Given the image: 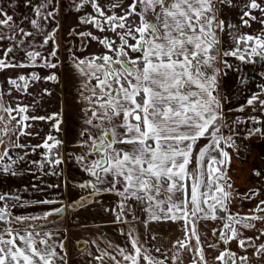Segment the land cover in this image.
<instances>
[{"label": "snow or ice", "instance_id": "snow-or-ice-1", "mask_svg": "<svg viewBox=\"0 0 264 264\" xmlns=\"http://www.w3.org/2000/svg\"><path fill=\"white\" fill-rule=\"evenodd\" d=\"M52 3L53 0H44L35 8V15L41 16L42 11ZM220 3L231 6L230 0H220ZM85 5H90L95 15L85 16L81 22L92 24L101 32L111 31L120 41L117 44L107 37L100 39L90 32L79 34L98 40L107 50L101 56L75 61L85 78L83 93L87 95L82 94V98L91 106V118L86 123L98 129L89 137L88 147L91 151L77 157L85 171L95 177L90 186L96 191L113 192L121 198L117 205V222L123 221L126 210L131 208V200L147 204L144 210L151 221L183 220L185 237L173 244L172 264H183L184 252L193 254L192 264H208L197 228L200 220L208 219L224 221L219 230V239L225 245L237 240L239 247L246 249V246H252L254 254L264 258V243L258 246L252 244L251 238H242L234 226L239 224L245 229H253L256 225L252 222H264V215L256 214L264 212V200L250 216L234 217L228 212L232 185L227 177V165L231 157L221 144L232 148L235 142L231 136L218 135L223 126L220 123L223 117L218 93L220 69L215 67L221 51L217 31L225 30V21L217 19L216 0H131L126 8L124 0H115L109 6L112 14H108L98 0H80L75 6L76 10L80 11ZM244 8L247 10L240 17L244 26H250V20L258 19L252 14L253 11L264 13V6L258 0H248ZM115 9H122V14H117ZM149 15L153 19H148ZM47 16L54 18L55 12L48 11ZM0 17H3L0 26L10 25L13 20L2 10ZM131 17H138L139 23L134 20L130 22ZM259 23L264 25V15L259 18ZM31 24L40 27L36 19ZM228 27L235 26L229 24ZM19 31L25 36L29 35L23 29ZM51 39L50 35L44 43ZM233 40L237 47L224 51L225 57L232 56L248 63L256 57L264 60V31L257 36H233ZM242 43L248 47L242 49ZM11 51L12 48L6 49L4 55ZM133 53L136 55L133 56ZM37 55L27 53L30 61H34ZM51 55L56 56L55 49ZM223 63L226 68L231 67L226 60ZM27 66L0 59V70ZM44 66L56 67L51 63ZM31 78L40 79L35 74ZM18 79L25 81V76L21 75ZM47 79L55 81L57 77L53 74ZM91 80L96 83H89ZM8 83L18 87L16 79H10ZM2 96L3 93H0V111L6 112L10 121L22 127L23 122L29 120L56 118L55 114L50 117L19 115L17 120L12 113H27L28 108L7 106ZM247 103H259L264 107V99L258 94L252 95ZM54 127L59 130V121ZM7 131L8 126L5 125V134ZM252 131L261 130H250V134ZM25 134L31 135L20 132V135ZM200 139H208L209 144L197 152ZM0 143L3 141L0 140ZM60 143L49 135L37 147L51 153ZM15 146L24 147L19 143ZM8 151L6 149L0 155V162L8 156ZM213 151L218 152V156L212 155ZM92 155L97 158L89 160L88 157ZM53 163L59 165L62 160L57 158ZM193 163L195 169L191 167ZM0 169L15 175L11 163L0 164ZM101 184L108 187L101 189L98 187ZM5 199L4 195H0V201ZM52 202L41 201L45 204ZM84 202L88 201L82 198L80 203ZM55 211L60 213L63 210ZM221 213L224 215H219ZM128 214L135 219L134 212ZM11 215V212L0 208V221ZM13 219L24 223L40 217L16 216ZM147 223L145 221L146 227ZM216 234L214 230L213 235ZM260 237H264V229L260 230ZM193 238L196 241L194 248L188 243ZM52 240V234L47 232L33 230L21 234L19 230L4 228L0 232V264H57L58 260L67 264L55 250L57 245L50 242ZM131 246L134 255L123 248L118 252L123 261L129 264H141V261L145 264H165L169 259L166 253H161L165 256L161 260L149 255L147 250L142 252V246H138L135 239H131ZM59 247L64 250L62 243ZM208 247L214 248L216 245L209 244ZM156 251L160 252V249ZM106 255L108 253L102 252L94 259L102 264ZM215 259L219 264H237L238 260L242 264H249L248 256L238 257L227 249L220 251Z\"/></svg>", "mask_w": 264, "mask_h": 264}, {"label": "crops", "instance_id": "crops-1", "mask_svg": "<svg viewBox=\"0 0 264 264\" xmlns=\"http://www.w3.org/2000/svg\"><path fill=\"white\" fill-rule=\"evenodd\" d=\"M3 1L9 2L10 5L18 2V0ZM34 1L40 0L30 2L24 0L20 5L22 9L11 5L13 8L8 10L2 9L0 3L3 13L13 17L10 25L0 26V59L11 64L28 65L23 68L9 67L0 70V93H3L2 99L7 106L15 108L19 105L28 108L27 113H12L17 120L19 115L50 117L55 114L56 118L42 121L29 120L23 122L22 127L15 121H10L6 112L0 111V140L3 141L0 143V155H3L6 149L9 150L8 156L0 164L11 163L15 172L13 175L0 169V195L15 202L8 210L12 214L11 217L0 221V232L4 228H11L19 230L21 234L33 230L50 233L53 236L50 242L57 245L55 250L59 256L64 257L67 264H101V261L94 257L100 256L102 252L108 253L102 264H117V261H120V264H129L123 261L118 252L123 248L127 253L134 255L131 239L137 240L138 246H142L141 251L147 250L152 257L164 260L165 256L161 253H166L169 259L165 264H172L170 257L175 251L173 244L185 237L184 221H151L144 210L147 204L144 203L142 209L136 211L134 209L136 200H131L129 201L131 208L126 210L123 221L117 222L116 214L119 211L117 205L121 198L113 192L93 189L90 185L95 181V177L85 171L83 164L77 159L91 151L88 147L89 137L97 133L98 129L86 123V120L91 118L89 111L91 106L82 98V94L87 95L83 93L85 78L77 69L75 61L101 56L107 51L98 40L79 34L90 32L100 39L107 37L115 40L117 44L120 43L119 38L111 31L101 32L92 24L81 22L85 16L95 15L90 5H85L80 11H77L76 7L66 9L72 3L76 6L80 0H53V3L42 11L41 16L35 15V8L38 6L36 4L31 6ZM57 2L58 6L60 4L63 8V16L57 18L55 14L54 18L48 17V11L56 13ZM114 2L115 0H98L108 14H112L109 12V6ZM130 2L131 0H124V7L126 8ZM247 2L248 0H230L231 6H229L216 0L217 19L225 21V30L217 31L220 40L218 47L221 51L215 64V67L220 69L218 93L223 117L220 121L223 125L221 130L228 126V129L233 128V135L239 136L244 133L252 135L254 139V145L242 152L222 146L231 157L230 164L227 165V177L232 185L228 212L234 217L252 215L256 206L264 200V107L259 103L253 105L247 103L254 94L264 99V90H262L264 60L256 57L253 62L248 63L223 55L224 51L237 47L233 36L239 37L245 34L257 36L264 31V25L259 23V18L264 13L258 10L253 11L252 14L258 19L250 20V26L241 23L240 17L243 11L247 10L244 8ZM258 2L264 6V0ZM29 6L32 8L28 9ZM114 11L122 14V9ZM33 19L37 20L40 27L32 26ZM148 19L153 18L149 15ZM132 20L139 23L138 17H131L130 22ZM229 24L235 27L229 28ZM19 29H23L29 35H23ZM50 35L52 39L45 44L44 39ZM65 43H70L67 50L71 54L69 58L72 59L69 63L63 64L58 49L60 45L64 48ZM240 47L243 49L248 45L242 43ZM8 48H12V51L5 56L4 52ZM54 49L56 56L51 55ZM28 52L38 53L34 61L29 60ZM225 60L231 67H225L223 63ZM48 63L55 64L56 67H45L44 65ZM33 74L40 79L33 80L31 78ZM53 74L57 77L55 81L47 79ZM21 75L25 76V81L18 79ZM10 79H16L18 87L10 85L8 83ZM88 82L96 83L95 80ZM25 84H27L26 89ZM57 121H59V130L54 127ZM5 125L8 126L7 134L4 132ZM253 129L261 131H252L250 134V130ZM21 131L31 135H20ZM49 135L61 141L51 153L43 147H37L42 145ZM48 142L52 143V141ZM17 143L24 147H16ZM208 144V139H200L196 151ZM211 154L218 156L216 151ZM57 158L62 160L59 165L53 163ZM96 158L95 155L88 157L89 160ZM13 161L16 162L12 163ZM191 167L195 169V163ZM98 187L103 189L108 185L101 184ZM82 198L88 202L80 203ZM45 200L53 202L41 203ZM60 208H64L63 215L56 214L55 210ZM130 212L135 213V219L128 214ZM47 213L52 214L46 215ZM256 214L264 215V212ZM16 216L40 217V219L19 223L13 219ZM145 221H148L147 227ZM223 223L224 221L220 219H208L200 220L197 224L208 264H219L215 257L226 249L236 253L238 257L248 256L249 264H264V258L254 254L252 246L242 249L238 246L237 240L225 245L219 239V230L222 229ZM252 223L256 225L253 229H245L239 224L234 226L238 228L242 238H251L252 244L258 246L264 243V237H260L264 222ZM214 230L217 233L215 236ZM61 243L64 245V250L59 247ZM188 243L193 248L196 246L194 238ZM209 244H215L216 247L210 248ZM157 248L160 252L156 251ZM113 257L115 259H112ZM182 258L183 264H192L193 254L184 252ZM57 264H63V261L58 260ZM141 264L145 262L141 261ZM237 264L242 262L238 260Z\"/></svg>", "mask_w": 264, "mask_h": 264}, {"label": "rangeland", "instance_id": "rangeland-1", "mask_svg": "<svg viewBox=\"0 0 264 264\" xmlns=\"http://www.w3.org/2000/svg\"><path fill=\"white\" fill-rule=\"evenodd\" d=\"M21 1H24V0H18V2H17V4L15 3L14 5H12V3H11V5L15 8V7H17L18 9H22V6H20V5H22V2ZM30 1H32V0H26V2H30ZM44 1V0H43ZM0 3H1V6H2V9L3 8H5L6 10H8V9H12L13 7L9 4V2H4L3 0H0ZM34 4L33 5H31V6H34L35 4L37 5V6H39L41 3H43L41 0L39 1V2H33ZM74 5H75V3H73ZM11 7H10V6ZM1 6H0V10H1ZM31 6H29L28 7V9L29 8H32ZM68 8H66V9H72L73 7L75 8V6H73V5H68L67 6ZM49 8H51V5H50V7ZM53 8V7H52ZM57 8L59 9H57V11H56V15H57V18L58 17H62L63 16V12H62V7H61V5L59 4V6H58V2H57ZM3 29V28H2ZM5 30H3V32H4ZM47 39V38H46ZM46 39H44V40H46ZM40 46H41V43L39 44ZM70 45V43H65V46H64V48H66V49H64L63 48V46L62 45H60L59 46V49H58V53L60 52V56H61V58L63 59V61H62V63L64 64V63H69L70 61H71V59L72 58H69V56H71V54H70V52L67 50V49H69L68 48V46ZM44 52H45V49L43 50ZM218 58H219V56L217 57V61H218ZM233 128H229L228 129V126H226V127H224V128H222V130H221V133H220V135L222 134V135H224L225 137H227V136H231L232 138H233V140L235 141L236 139H237V135H233ZM222 146H224L225 147V145H223V144H221V147ZM229 148V147H228Z\"/></svg>", "mask_w": 264, "mask_h": 264}, {"label": "built area", "instance_id": "built-area-1", "mask_svg": "<svg viewBox=\"0 0 264 264\" xmlns=\"http://www.w3.org/2000/svg\"><path fill=\"white\" fill-rule=\"evenodd\" d=\"M254 144V139L249 135H241L235 141V146L232 149L236 152H242L244 150L250 149ZM15 204L14 201L10 199H5L2 201V208L6 209L7 211ZM142 208L141 203L135 204L136 211H139Z\"/></svg>", "mask_w": 264, "mask_h": 264}, {"label": "water", "instance_id": "water-1", "mask_svg": "<svg viewBox=\"0 0 264 264\" xmlns=\"http://www.w3.org/2000/svg\"><path fill=\"white\" fill-rule=\"evenodd\" d=\"M60 209H62L63 211L60 212V213H57V212H56L57 215H63V214H64V208H60ZM6 219H7V218H6ZM6 219H5V220H6Z\"/></svg>", "mask_w": 264, "mask_h": 264}, {"label": "flooded vegetation", "instance_id": "flooded-vegetation-1", "mask_svg": "<svg viewBox=\"0 0 264 264\" xmlns=\"http://www.w3.org/2000/svg\"><path fill=\"white\" fill-rule=\"evenodd\" d=\"M73 6H75L73 3H72ZM151 20V19H150Z\"/></svg>", "mask_w": 264, "mask_h": 264}, {"label": "trees", "instance_id": "trees-1", "mask_svg": "<svg viewBox=\"0 0 264 264\" xmlns=\"http://www.w3.org/2000/svg\"><path fill=\"white\" fill-rule=\"evenodd\" d=\"M47 226V225H46ZM48 226H51V225H48Z\"/></svg>", "mask_w": 264, "mask_h": 264}]
</instances>
